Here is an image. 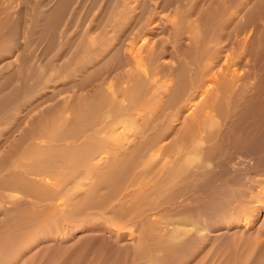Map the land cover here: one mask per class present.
I'll return each mask as SVG.
<instances>
[{
  "label": "rangeland",
  "instance_id": "rangeland-1",
  "mask_svg": "<svg viewBox=\"0 0 264 264\" xmlns=\"http://www.w3.org/2000/svg\"><path fill=\"white\" fill-rule=\"evenodd\" d=\"M263 187L264 0H0V264H264Z\"/></svg>",
  "mask_w": 264,
  "mask_h": 264
},
{
  "label": "bare ground",
  "instance_id": "bare-ground-1",
  "mask_svg": "<svg viewBox=\"0 0 264 264\" xmlns=\"http://www.w3.org/2000/svg\"><path fill=\"white\" fill-rule=\"evenodd\" d=\"M220 78H221V71H220V70L215 71V72L211 75V77H210V78L207 80V82H206V83L208 84L207 87H206V92H207V93L210 92V91L212 90V89H211V88H212L211 86L214 85V84H216L217 79H220ZM204 92H205V91H204ZM206 92H205V93H206ZM207 93H206V94H207ZM202 95H203V94H202ZM204 97H205V94H204ZM197 106H198V105H197ZM196 108H197L196 105H192L191 107H189V109H188V111H187V113H186V118H187L188 116L190 117V115H193L194 112H195V110H196ZM125 118H126V117H125ZM125 154H126V153H125ZM120 155H121V154H120ZM94 158H95V157H94ZM173 159H175V158H173ZM176 159H177V158H176ZM92 160H93V159H92ZM106 161H107V160H106ZM165 161H166V160H165ZM176 161H177V160H176ZM169 162H170V161H169ZM172 162H173V161H172ZM172 162H171V163H172ZM188 162H189V161H188ZM189 163H190V162H189ZM189 163H187L186 165H189ZM178 165H179V164H178ZM191 165H192V164H190V166H191ZM190 166H189V167H190ZM97 167H99V166H97ZM184 167H185V166H184ZM191 167L194 168L195 166L192 165ZM174 168H175V167H174ZM174 168H173V169H174ZM197 168H198V167H197ZM171 169H172V168H171ZM171 169H170V171H171ZM179 169H180V168H179ZM188 169H189V168H187V170H188ZM190 171H191V170H190ZM190 171L188 170V172H190ZM183 172H184V171H183ZM185 172H186V171H185ZM193 172H195V171L193 170ZM94 173H95V172H94ZM168 174H170V172H169ZM168 174H167V175H168ZM186 174H187V173H186ZM182 175H183V174H182ZM84 176H85V175H84ZM85 177H86V176H85ZM87 177H88V176H87ZM77 181H78V180H77ZM44 184H45V183H44ZM47 186H48V185H47ZM49 186H50V185H49ZM212 186H214V185H212ZM77 187H78V186H77ZM75 189H76V188H75ZM83 189H84V188H83ZM80 190H81V189H80ZM80 190L78 189V191H80ZM253 190L255 191V189H253ZM60 191H61V193H62V190H61V189H60ZM71 191H72V190H71ZM73 191H74V190H73ZM82 191H83V190H82ZM82 191H81V192H82ZM76 192H77V190H76ZM76 192H75V193H76ZM81 192H79V193H81ZM58 193L61 194L60 192H58ZM71 193H72V192H71ZM66 194H67V193H65V195H66ZM76 194L78 195V193H76ZM259 194L261 195V197L264 198V187H263V189H261V191L259 192ZM62 195H63V194H62ZM62 195H61V196H62ZM77 195H76V196H77ZM79 195H80V194H79ZM216 195H218V194L216 193ZM254 195H255V194H254ZM56 196H57V195H56ZM56 196H55V197H56ZM22 197H23V196H22ZM57 197H58V196H57ZM57 197H56V198H57ZM62 197H66V196H62ZM68 197H69V199L71 198L70 196H68ZM68 197H67V198H68ZM216 197H218V196H214V197L208 199V200H207V201H208V204H210L211 202L215 201ZM59 198H60V196H59ZM59 198H58V199H59ZM81 198H82V197H81ZM54 199H55V198H54ZM58 199H56V201H57ZM254 199H255V198H254ZM257 199H258V198H257ZM259 199H260V198H259ZM82 200H83V199H82ZM219 200H220V199H219ZM65 201H66V198H65ZM69 201H70V200H69ZM207 201H206V202H207ZM58 202H59V201H58ZM60 202H61V201H60ZM73 202H74V201H72V203H73ZM206 202H205V203H206ZM25 203H26V202H25ZM25 203H24V204H25ZM61 203H62V202H61ZM64 203H65V202H64ZM68 203H69V202H68ZM70 203H71V202H70ZM76 203H77V200H76ZM205 203H204L203 205H206ZM253 203H254V202H253ZM253 203H252V204H253ZM27 204H28V203H27ZM62 205H63V204H62ZM66 205H68V204L66 203ZM78 205H79V204H78ZM203 205H202V206H203ZM261 205H262V206H261ZM208 206H209V205H207V207H208ZM252 206H253V205H252ZM257 206L259 207V208L257 209V212H258V213H257V216H256V217L254 216V217L256 218V220H255L254 218H253V219L255 220V223H259V222H260L259 225L261 226V225L264 223V203H263V204H259V205H257ZM260 206L263 207V208H261ZM58 207H59V206H58ZM91 208H92V207H91ZM187 208H188V207H187ZM187 208H186V209H187ZM254 208H255V206H254ZM254 208H253V209H254ZM50 209H51V208H50ZM74 209H75V208H74ZM261 209H262V210H261ZM64 210H65V207H64ZM64 210H61V211H64ZM52 212H53V211H52ZM80 212H81V211H80ZM139 212H140V211H139ZM252 212H253V211H252ZM53 213H54V212H53ZM241 213H242V211H241ZM241 213H240V214H241ZM249 213H251V212L249 211ZM249 213H248V215H250ZM79 214H80V213H79ZM82 214H83V213H82ZM82 214H81V215H82ZM214 214H215V213H214ZM245 214H246V213H245ZM253 214H254V212H253ZM253 214H252V215H253ZM255 214H256V213H255ZM255 214H254V215H255ZM75 215H76V214H75ZM4 216H5V215H4ZM211 216H212V214H211ZM213 216H214V215H213ZM236 216H237V215H236ZM208 217H209V216H208ZM238 217H239V216H238ZM240 217H241V216H240ZM242 218H243V217H242ZM245 218H246V217H245ZM1 220H2V219H1ZM242 220H243V219H242ZM186 221H187V220H186ZM247 221H249V220H247ZM247 221H246L245 223H244V221H243V223H242V221H239V222L236 223L234 226L231 225L232 227H231V226L228 227V228L225 227V229L220 230V231H222V233L220 232V234H222V236H224V235L230 236V235H231V236L228 237V238H232V235H242V233H245V232L249 231V229H250L249 226H248L249 224L247 225ZM190 222H191V221H190ZM180 223H181V222H180ZM184 223H185V222H184ZM184 223H182V225H183ZM186 223H187V222H186ZM229 223H231V221H230ZM248 223H249V222H248ZM187 224H189V223H187ZM195 224H196V223H195ZM224 224H225V223H224ZM227 224H228V222H227ZM189 225H190V224H189ZM189 225H188V226H189ZM255 225H256V224H255ZM259 225H257V226H259ZM57 226H58V225H57ZM186 226H187V225H186ZM192 226H194V223H193ZM224 226H226V225H224ZM60 227H61V226H60ZM62 227H63V226H62ZM62 227H61V229H62ZM177 227H178V226H177ZM181 227H183V226H181ZM250 227H251V226H250ZM57 228H58V227H57ZM67 228H68V227H67ZM183 228H184V227H183ZM218 228H220V227H218ZM256 228L258 229V227H256ZM256 228H254L253 231H256V230H255ZM263 228H264V227H263ZM59 229H60V228H59ZM61 229H60V230H61ZM185 229L187 230V228H185ZM191 229H192V228H191ZM220 229H221V228H220ZM62 230H63V229H62ZM62 230H61V231H62ZM172 230H173V229H172ZM215 230H216V229H215ZM260 230H261V229H260ZM260 230H259V231H260ZM70 231H71V229H70ZM70 231H69V232H70ZM80 231H81V230H80ZM99 231H100V230H99ZM103 231H105V230H103ZM114 231H115V230H114ZM189 231H190V233H191V232H193V231L195 232L196 230H192V231H191V230L189 229ZM213 231H214V230H213ZM253 231H252V233H253ZM62 232H64V231H62ZM88 232H89V231H88ZM187 232H188V231H187ZM211 232H212V231H211ZM70 233H71V232H70ZM91 233H92V232H91ZM104 233H105V232H104ZM104 233H103V234H104ZM182 233H183V232H182ZM256 233H257V232H256ZM256 233H255V235H256ZM81 234H82V233H81ZM85 234H87V233H85ZM85 234H82V235H85ZM116 234H117V232H116ZM179 234H180V233H179ZM185 234H186V233H185ZM185 234H183V235L185 236ZM187 234H188V233H187ZM191 234H192V233H191ZM257 234L260 235V233H257ZM82 235H80V236H82ZM104 235H105V234H104ZM106 235H107V234H106ZM119 235H120V234H119ZM211 235H212V234H211ZM61 236H63V235H61ZM80 236H79V237H80ZM91 236H92V235H91ZM108 236H109V235H108ZM177 236L179 237V235H177ZM181 236H182V235H181ZM186 236H187V235H186ZM188 236H189V235H188ZM195 236H196V235H195ZM215 236H216V235H215ZM222 236H221V237H222ZM242 236H243V235H242ZM250 236H251V234H250ZM250 236H249V237H250ZM260 236H261V235H260ZM93 237H94V236H93ZM111 237H112V236H111ZM123 237H124V236H123ZM182 237H183V236H182ZM191 237H192V236H191ZM193 237H194V234H193ZM210 237H211V236H210ZM219 237H220V236H219ZM221 237H220V238H221ZM247 237H248V236H247ZM51 238L53 239V237H51ZM51 238H50V239H51ZM82 238H83V237H82ZM82 238H80V239H82ZM101 238H102V237H101ZM118 238H119V237H118ZM183 238H184V237H183ZM216 238H217V236H216L214 239H216ZM222 238H223V237H222ZM257 238H258V236H257ZM48 239H49V238H48ZM50 239H49V240H50ZM56 239H57V238H56ZM78 239H79V238H78ZM95 239H96V237H95ZM109 239H110V238H109ZM116 239H117V238H116ZM119 239H120V238H119ZM176 239H177V238H176ZM189 239H190V238H188V241H189ZM223 239H224V238H223ZM248 239H249V238H248ZM255 239H256V238H255ZM44 240H45V239H44ZM44 240H43V241H44ZM53 240H54V239H53ZM64 240H65V239H64ZM97 240H98V239H97ZM97 240H96V242H97ZM103 240H105V239H103ZM114 240H115V239H114ZM122 240H123V239H122ZM178 240H179V239H178ZM209 240H212V239L209 238ZM220 240H221V239H220ZM233 240H234V239H233ZM237 240H238V239H237ZM237 240H234V241H237ZM55 241H56V240H55ZM59 241H60V240H59ZM62 241H63V240H62ZM76 241H77V240H76ZM107 241H108V240H107ZM117 241H118V240H117ZM136 241H137V240H136ZM186 241H187V240H186ZM218 241H219V240H218ZM44 242L47 243L46 241H44ZM50 242H51V241H50ZM73 242H74V240H73ZM96 242H95V243H96ZM105 242H106V241H105ZM105 242H104V243H105ZM108 242H110V240H109ZM113 242H114V241H113ZM118 242H119V241H118ZM127 242H128V241H127ZM182 242H183V240H182ZM214 242H215V240H214ZM219 242H220V241H219ZM221 242H222V241H221ZM239 242H240V241H239ZM78 243H79V242H78ZM129 243L131 244V242H129ZM223 243H225V241H224ZM231 243H233V242H231ZM234 243H235V242H234ZM74 244H77V242H76V243L74 242ZM109 244H110V243H109ZM113 244H114V243H113ZM115 244H117V243H115ZM122 244H123V243H122ZM122 244H121V245H122ZM110 245H111V244H110ZM114 246H115V245H114ZM118 246H119V245H118ZM127 246H129V245H127ZM134 246H135V244H134ZM43 247H44V246H43ZM121 247H124V244H123ZM111 248H112V247H111ZM116 248H117V247H116ZM125 248H126V246H125ZM113 249H114V248H113ZM117 249H118V248H117ZM129 249H130V248H129ZM135 249H136V248H135ZM135 249H134V251H135V253H136V250H135ZM40 250H41V249H40ZM126 250H128V248H127ZM37 251H38V250H37ZM37 251H35V252H37ZM132 254H133V253H132ZM135 255H136V254H135ZM221 256H222V255H221ZM32 258H33V257H32Z\"/></svg>",
  "mask_w": 264,
  "mask_h": 264
}]
</instances>
